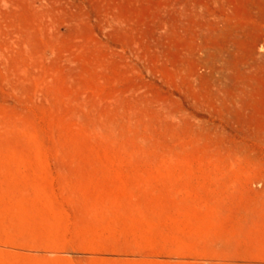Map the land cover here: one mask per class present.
<instances>
[{"label": "rangeland", "instance_id": "1", "mask_svg": "<svg viewBox=\"0 0 264 264\" xmlns=\"http://www.w3.org/2000/svg\"><path fill=\"white\" fill-rule=\"evenodd\" d=\"M0 264H264V0H0Z\"/></svg>", "mask_w": 264, "mask_h": 264}]
</instances>
